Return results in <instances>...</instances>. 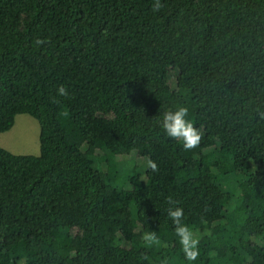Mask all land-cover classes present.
Wrapping results in <instances>:
<instances>
[{
	"label": "trees",
	"instance_id": "trees-1",
	"mask_svg": "<svg viewBox=\"0 0 264 264\" xmlns=\"http://www.w3.org/2000/svg\"><path fill=\"white\" fill-rule=\"evenodd\" d=\"M163 3L0 0V133L39 125L38 156L0 148V264H264V0ZM180 105L190 151L161 127Z\"/></svg>",
	"mask_w": 264,
	"mask_h": 264
},
{
	"label": "clouds",
	"instance_id": "clouds-1",
	"mask_svg": "<svg viewBox=\"0 0 264 264\" xmlns=\"http://www.w3.org/2000/svg\"><path fill=\"white\" fill-rule=\"evenodd\" d=\"M164 7L163 0H152L153 13L159 12ZM36 43L42 44L44 41L37 40ZM57 95L67 97L69 95L67 88L64 85H60L57 88ZM256 111L259 118L264 120V111L260 109ZM161 127L169 138L181 141L186 151L193 150L201 144L203 138L201 129L189 118V108L185 105L166 110L163 113ZM147 167L153 172L158 171V165L151 159L147 161ZM168 203L173 205V207H169L168 215L175 226V235L179 238V244L184 258L187 261H196L200 255V238L196 232L184 222V210L182 207L176 206L178 202L169 198ZM142 239L149 247L160 243L159 237L155 231L143 233ZM144 259H147V257Z\"/></svg>",
	"mask_w": 264,
	"mask_h": 264
},
{
	"label": "rangeland",
	"instance_id": "rangeland-1",
	"mask_svg": "<svg viewBox=\"0 0 264 264\" xmlns=\"http://www.w3.org/2000/svg\"><path fill=\"white\" fill-rule=\"evenodd\" d=\"M182 84L181 78H176ZM225 141H230L226 134H222ZM0 148L13 155H39V125L28 115H17L13 127L0 133ZM131 163V162H130ZM133 166L134 164L131 163ZM124 170H127L124 168Z\"/></svg>",
	"mask_w": 264,
	"mask_h": 264
}]
</instances>
